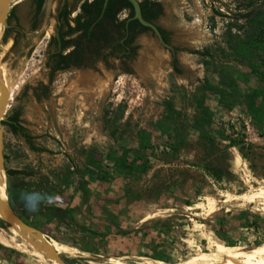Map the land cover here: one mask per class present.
<instances>
[{
	"label": "rangeland",
	"instance_id": "1",
	"mask_svg": "<svg viewBox=\"0 0 264 264\" xmlns=\"http://www.w3.org/2000/svg\"><path fill=\"white\" fill-rule=\"evenodd\" d=\"M159 1L163 12L156 22L178 47L181 73L171 67L170 52L146 34L134 71L104 72L91 86L85 83L94 79L88 73L59 74L51 94L35 100L31 88L47 82V39H40L33 58L18 70L9 64L11 54L4 58L0 50V80L17 82L6 112L21 108V123L34 144L46 149H31L0 120V215L6 202L50 246L30 243L0 216L7 240H0V264H61L64 258L71 264H219L218 242L245 249L264 244V113L256 120L241 104L219 109L207 94L212 121L196 129L192 98L205 72L216 79L223 64L248 70L233 45L253 29L240 15L260 10L264 17V0ZM195 49L212 54L207 71ZM238 85L242 90L256 82ZM165 100L172 101V112ZM144 140L149 147H142ZM92 144L103 158L101 172L84 165L85 148ZM111 150H128V162L147 167L128 173L106 166L104 155ZM72 163L87 180L81 189ZM4 168L35 173L8 177ZM61 179L63 191L57 193ZM22 193L38 194L39 208L69 209L73 222L29 212ZM242 210L248 214L238 215Z\"/></svg>",
	"mask_w": 264,
	"mask_h": 264
},
{
	"label": "flooded vegetation",
	"instance_id": "2",
	"mask_svg": "<svg viewBox=\"0 0 264 264\" xmlns=\"http://www.w3.org/2000/svg\"><path fill=\"white\" fill-rule=\"evenodd\" d=\"M160 5L162 13L161 2ZM133 14L121 0H15L0 32V50L4 58L11 54L9 64L16 63L18 70L33 58L40 39H47L43 63L47 82H37L31 88L35 100L51 94V85L59 74L77 78L79 73H88L94 79L85 83L91 86L104 72L134 71L141 38L146 34L156 37L152 30L143 29ZM157 18L152 22L160 32L165 31L167 41L164 40L174 48L165 49L170 52V65L175 71L180 69L176 60L178 47L170 42L169 32L156 22ZM13 109L21 111L19 107Z\"/></svg>",
	"mask_w": 264,
	"mask_h": 264
},
{
	"label": "trees",
	"instance_id": "3",
	"mask_svg": "<svg viewBox=\"0 0 264 264\" xmlns=\"http://www.w3.org/2000/svg\"><path fill=\"white\" fill-rule=\"evenodd\" d=\"M124 5L130 7L133 10L131 3L127 0H121ZM142 16L148 21H153L161 13V5L158 1L142 0L140 2ZM149 6V7H148ZM148 7V8H147ZM260 10H250L240 16L248 20L253 26V29L244 35L239 42L233 45L234 53L241 57L242 62L245 63L248 70L241 71L237 68L223 64L220 66L217 72L216 79H211L205 72L201 82L195 87L192 93L193 105H194V117L193 125L196 129H201L210 125L212 119L209 113V108L205 103L207 94H211L216 98L219 109H226L231 111L235 104H241L244 110L252 116L253 119L259 120L263 118L264 113V17L261 15ZM143 29H149L142 25ZM243 28V26H239ZM256 28V29H255ZM255 29V30H254ZM164 39L167 41L165 31L161 30ZM194 54L203 58L202 64L205 71L211 64V60L206 57H211L212 54L207 49H195L191 51ZM176 72L180 73L181 70L176 68ZM250 80L256 82L255 86H247L244 89H240L238 82L249 83ZM165 106L169 112L173 111V103L171 100H165ZM20 111L18 109H12L10 115L6 119L1 120V124L7 125L9 130L15 134L22 136L28 146L35 151H46L45 148L36 146L33 142L34 137L30 134L28 129L20 124ZM143 148H147L148 141L144 140L142 143ZM85 160L84 165L87 167L95 168L98 172H101L104 168L103 158L98 157V147L95 144L89 145L85 148ZM105 158L108 162L106 166L115 165L122 169L132 172L138 169L140 165L147 167L146 164H134L132 159L128 162V150H124L121 155H118L115 150H111L106 153ZM134 158V157H133ZM136 159L137 158L136 156ZM73 173L78 176L77 187L81 189L87 184V180L81 176V168L76 163H72ZM6 175H27L31 176L35 172L33 170L26 169H14L4 168ZM65 179V178H64ZM64 179H61V184L56 185L54 191L62 193L63 189L60 186L63 184ZM35 214H52L56 217L58 222L71 224L73 222V216L69 209L61 206H44L39 208ZM246 210H242L238 215H247ZM223 226L220 225L219 229ZM222 243V242H221ZM225 244V243H224ZM228 245H234L232 242H226ZM80 250L91 253H98L97 251L83 249L78 246ZM64 263L71 264V262L64 258Z\"/></svg>",
	"mask_w": 264,
	"mask_h": 264
},
{
	"label": "bare ground",
	"instance_id": "4",
	"mask_svg": "<svg viewBox=\"0 0 264 264\" xmlns=\"http://www.w3.org/2000/svg\"><path fill=\"white\" fill-rule=\"evenodd\" d=\"M9 81L10 82H8V84L4 86L8 90L9 98H10L11 90L13 89L14 86H17V82H15L14 80H9ZM1 95H2V90L0 89V98ZM1 206L3 208V211L0 216H2L6 221L10 222L12 225L20 228L21 236L24 239H26L27 241H29L34 245L42 246V248L50 247L48 242L44 241L40 232L36 231V229H33L32 227L24 224L23 222H21L20 220L14 217L11 209L6 204V202H3ZM0 240L3 243H7V240L1 233H0ZM216 245L218 247V251L215 252V256L218 258H222V261L219 264H264V244L251 249H245L240 246H231L221 242H218ZM61 264L64 263L61 262ZM159 264H168V263H159Z\"/></svg>",
	"mask_w": 264,
	"mask_h": 264
},
{
	"label": "water",
	"instance_id": "5",
	"mask_svg": "<svg viewBox=\"0 0 264 264\" xmlns=\"http://www.w3.org/2000/svg\"><path fill=\"white\" fill-rule=\"evenodd\" d=\"M14 1L15 0H0V32H1L2 26L4 25L5 18L7 16L9 7ZM127 1H129L133 7V11H134L133 18L138 20L141 25L152 30V32L156 36L154 38L160 46L166 49H169V50H173L174 49L173 46L169 44L168 42H166L164 38L162 37V34L160 30L158 29V26L154 22L148 21L143 18L142 12H141L140 1L139 0H127ZM49 7H48L47 13L49 12ZM41 31H42V28L40 29L39 33H41ZM1 74H2V71L0 68V75ZM0 89L2 90V95L0 98V120H4L6 119V114H7L6 106L8 105L9 92L4 86V83L2 82V80H0ZM14 217L19 220V218L16 217L15 215Z\"/></svg>",
	"mask_w": 264,
	"mask_h": 264
},
{
	"label": "clouds",
	"instance_id": "6",
	"mask_svg": "<svg viewBox=\"0 0 264 264\" xmlns=\"http://www.w3.org/2000/svg\"><path fill=\"white\" fill-rule=\"evenodd\" d=\"M21 198L29 212L38 211L40 203L43 202L42 198L35 193H22Z\"/></svg>",
	"mask_w": 264,
	"mask_h": 264
}]
</instances>
